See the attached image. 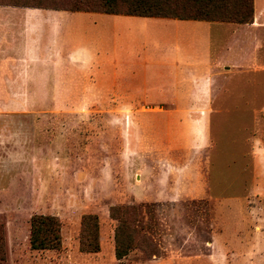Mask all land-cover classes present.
I'll return each instance as SVG.
<instances>
[{
    "label": "rangeland",
    "instance_id": "1",
    "mask_svg": "<svg viewBox=\"0 0 264 264\" xmlns=\"http://www.w3.org/2000/svg\"><path fill=\"white\" fill-rule=\"evenodd\" d=\"M74 14L61 43L92 62L50 73L65 92H13L27 89L14 83L27 78L0 79V264H264V0H255L249 24L142 29L111 14ZM179 54L197 63L212 57L221 77L214 101L242 108L190 109L181 98L127 109L129 93L92 88L129 73L109 61ZM150 66L144 74L153 77ZM118 205L139 208V229L157 255L140 244L116 258ZM35 214L59 217L60 249L31 248ZM86 214L99 218L97 253L80 250Z\"/></svg>",
    "mask_w": 264,
    "mask_h": 264
},
{
    "label": "crops",
    "instance_id": "2",
    "mask_svg": "<svg viewBox=\"0 0 264 264\" xmlns=\"http://www.w3.org/2000/svg\"><path fill=\"white\" fill-rule=\"evenodd\" d=\"M79 12H69L67 10L45 9L21 7L13 5H0V79H25L27 81H16V85H20L27 89L14 90L13 92H65L56 90V88H66L61 85V81L49 79L50 73L55 69H59L62 65L81 64L80 67H85L92 61L85 57H80L74 54L69 55L65 52L61 43L60 37H68L66 32L69 28V19L77 18ZM92 13V12H91ZM99 13V12H93ZM72 14V15H70ZM106 14V13H103ZM109 19L124 20L136 22L144 29V24H160L175 26H190L193 21L199 20H180L168 17H144L135 15L111 14ZM209 22V21H201ZM73 29L72 25H70ZM178 40V39H177ZM175 42L178 49L181 48V41ZM190 42V41H189ZM196 42V41H195ZM200 42L211 46V40L204 39ZM185 45H189L185 42ZM144 53V39H143ZM197 63L189 56L184 55H168L154 61L152 63L144 62V56L135 57L125 61L112 60L110 64H124L128 68V74H112L108 81L105 82V87L100 83L94 84V91L101 88L102 91L110 93H129L131 95L129 101H121L127 105H122V108L137 109L145 104L153 102L151 99L159 100L160 102H180L181 98L190 99L191 105L185 108L200 109V110H224V109H240L242 105L238 103L234 105L219 104L214 101V85L216 79H221L220 73L215 67L212 57ZM33 65L39 68L40 73H44V77L36 79L32 72ZM85 65V66H84ZM153 68V77L144 74V69L148 66ZM43 67V68H42ZM135 70L137 73H134ZM225 76V75H224ZM101 77V76H99ZM150 77V79H148ZM31 78H35L33 81ZM30 79V80H29ZM103 80L100 82L102 83ZM100 85V86H99ZM149 86V88H148ZM153 86V87H152ZM43 88V89H35ZM86 88V87H85ZM220 90V89H218ZM204 92L208 94L205 102L196 101L201 96L197 93ZM192 94H195L194 96ZM171 109L181 108L180 106H170ZM208 114V118H211Z\"/></svg>",
    "mask_w": 264,
    "mask_h": 264
},
{
    "label": "trees",
    "instance_id": "3",
    "mask_svg": "<svg viewBox=\"0 0 264 264\" xmlns=\"http://www.w3.org/2000/svg\"><path fill=\"white\" fill-rule=\"evenodd\" d=\"M0 5L237 24L253 23L255 19V0H0ZM111 216L118 221L114 236L115 255L118 260L126 257L133 248L141 246L140 244H144L149 255H157V251L151 249L147 234L139 229L138 207L114 206ZM61 228V221L56 215H33L31 248L40 251L60 249ZM100 249L99 218L96 214H86L82 220L80 250L97 253ZM0 259L4 258L0 256Z\"/></svg>",
    "mask_w": 264,
    "mask_h": 264
}]
</instances>
